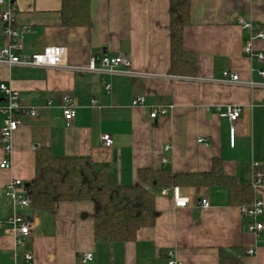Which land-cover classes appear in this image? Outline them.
I'll return each mask as SVG.
<instances>
[{"label":"crops","instance_id":"crops-1","mask_svg":"<svg viewBox=\"0 0 264 264\" xmlns=\"http://www.w3.org/2000/svg\"><path fill=\"white\" fill-rule=\"evenodd\" d=\"M12 1L23 53L59 46L67 55L63 68L0 65V83L18 92L23 106L38 109L52 102L36 117L23 118L12 136L10 167L0 169V220L12 214L6 187L14 180L23 186L32 181L42 149L55 157L89 158L123 187L137 185L139 171L167 169L182 176L183 184L175 187L189 203L175 209L170 192L160 195L171 187L154 190L153 226L139 229L134 240L113 243L95 239L91 202L58 203L52 214L31 204L21 212L32 224L22 247L0 231V264H24L25 253L33 256L31 264H82L85 253L93 256L86 264H166L168 252L181 264H264V242L249 233L229 187L198 188L186 181L210 173L214 160L239 186L250 185L256 167L264 176V78L257 74L264 62L243 52L252 35L264 34V0H190L182 46L194 56L193 77L171 70L169 0H90L89 22L81 27L62 23L61 0ZM7 44L0 23V49ZM253 49L264 54V39L255 40ZM102 55L127 57L130 74L82 71L90 57ZM226 71L240 84L221 82ZM63 95L76 104L70 123L59 108ZM137 97L145 98L144 106L131 105ZM92 100L97 106L91 107ZM228 106L242 110L233 124V146L232 125L219 117ZM153 108H165L167 114L151 121ZM1 122L0 115V127ZM102 134L111 136V148L102 146ZM3 159L0 145V164ZM201 198L210 204L205 211L198 208ZM256 198L264 205V188Z\"/></svg>","mask_w":264,"mask_h":264},{"label":"trees","instance_id":"trees-1","mask_svg":"<svg viewBox=\"0 0 264 264\" xmlns=\"http://www.w3.org/2000/svg\"><path fill=\"white\" fill-rule=\"evenodd\" d=\"M60 19L70 27L89 22L90 0H61ZM171 70L179 77H193L195 59L183 51V31L190 24V0H169ZM260 171L259 168L256 169ZM139 183L133 187L117 184L106 167L95 165L86 157H55L47 149L38 151L34 178L24 186L32 206L52 214L63 202H91L94 207L95 239L101 242L134 240L139 229L155 221L153 191L183 184L182 176L162 171L138 172ZM195 187L227 186L232 202L250 206L254 201L251 185L239 186L227 177L220 163L213 161L208 174L189 177Z\"/></svg>","mask_w":264,"mask_h":264},{"label":"built area","instance_id":"built-area-1","mask_svg":"<svg viewBox=\"0 0 264 264\" xmlns=\"http://www.w3.org/2000/svg\"><path fill=\"white\" fill-rule=\"evenodd\" d=\"M0 7L4 10L0 13V23L3 33L8 38L6 47L0 49V65L7 67H24V68H63L66 65L67 49L64 47L53 46L46 47L41 52L35 54H25L22 52V45L20 44L21 32L15 27V8L12 0H0ZM244 28H250V25L239 22ZM264 39L263 33L252 35L245 43L243 52L246 56L254 58L258 63L264 62V54L255 52L253 49V42L255 40ZM82 71L88 73H95L101 76H116V75H129L131 72L130 60L123 55L108 56L102 55L98 57H90L86 68ZM259 77L264 78V70L257 73ZM221 82L229 84H240L238 77L228 71L223 72ZM248 85L252 88L260 86L258 83L249 82ZM264 86V85H263ZM106 93L109 92L110 86H105ZM0 94L3 99V104L0 105L1 127H0V145L4 152V159L0 164V169H8L10 167V154L12 152V136L22 126L23 118H34L38 115L39 110H45L52 107L51 100H46L45 104L36 108L23 106L20 102L18 92L13 90L5 83H0ZM132 106L142 107L145 105L144 97H137L132 100ZM264 105V100H263ZM97 106L95 100L91 101V107ZM59 108L62 111L63 119L70 123L76 116V104L69 95H63ZM241 108L236 106H228L219 113V117L226 119L232 127L229 130L230 146L234 145V128L233 124L237 122L241 115ZM167 109L153 108L149 114L151 121H155L158 116H165ZM100 142L104 148H111L113 141L110 135H100ZM202 142L201 140L199 141ZM168 150V148H165ZM164 166L167 161L163 160ZM258 167L254 169L252 181L250 183L255 199L250 206H242L239 212L242 217L247 219V228L249 233L264 242V205L259 200V192L264 188L263 173L257 171ZM24 186L21 181L14 180L6 187V196L11 201L12 214L6 220H0V231L5 235L12 236L15 239L16 245L23 246V239L28 237L32 231V224L27 216L21 213L23 210L30 208L31 202L25 196ZM170 192L174 208L183 209L187 207L189 200L181 195L178 187H171L169 189H162L161 196H166ZM198 208L205 211L210 208V204L206 198H201L198 202ZM248 254H254L253 251H248ZM24 264H31L33 256L25 253L23 256ZM91 253H85L80 258L82 264H86L92 260ZM166 264H181L176 260L172 252L166 255Z\"/></svg>","mask_w":264,"mask_h":264}]
</instances>
